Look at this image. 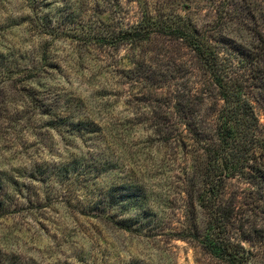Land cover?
<instances>
[{"label":"rangeland","instance_id":"obj_1","mask_svg":"<svg viewBox=\"0 0 264 264\" xmlns=\"http://www.w3.org/2000/svg\"><path fill=\"white\" fill-rule=\"evenodd\" d=\"M218 1L0 0V264H217L176 237L190 161L157 128L153 89L191 87L189 57L168 71L121 31L189 12L211 25ZM229 1L233 36L264 30V0Z\"/></svg>","mask_w":264,"mask_h":264},{"label":"trees","instance_id":"obj_2","mask_svg":"<svg viewBox=\"0 0 264 264\" xmlns=\"http://www.w3.org/2000/svg\"><path fill=\"white\" fill-rule=\"evenodd\" d=\"M229 2L218 1L211 25L190 12L172 19L156 15L121 35L135 52L154 44L171 65L168 71L185 51L189 57L191 87H167L163 94L165 87L153 89L158 98L165 95L158 134L190 161L189 216L176 237L197 241L217 264H255L264 246V30L256 28L250 41L233 36ZM141 64L133 63L131 83Z\"/></svg>","mask_w":264,"mask_h":264}]
</instances>
